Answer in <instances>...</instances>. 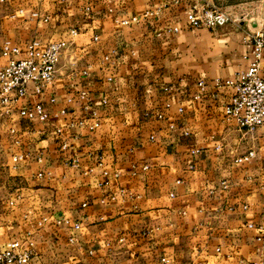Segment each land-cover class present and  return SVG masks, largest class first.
I'll list each match as a JSON object with an SVG mask.
<instances>
[{
    "label": "crops",
    "instance_id": "1",
    "mask_svg": "<svg viewBox=\"0 0 264 264\" xmlns=\"http://www.w3.org/2000/svg\"><path fill=\"white\" fill-rule=\"evenodd\" d=\"M216 1L0 0V69L6 42L68 41L54 84L0 112V161L27 180L2 202L0 249L19 240L28 264H264V125L239 130L233 88L214 87L248 68L264 20L192 27L193 4ZM37 101L47 122L20 114Z\"/></svg>",
    "mask_w": 264,
    "mask_h": 264
},
{
    "label": "built area",
    "instance_id": "2",
    "mask_svg": "<svg viewBox=\"0 0 264 264\" xmlns=\"http://www.w3.org/2000/svg\"><path fill=\"white\" fill-rule=\"evenodd\" d=\"M86 8L90 9L89 6ZM34 15L36 16L38 13H34ZM187 18L190 25L196 28H216L226 25L230 20L226 11L199 2L193 4ZM123 22L127 23L128 21ZM173 29L177 31L179 28L174 27ZM79 33L80 29L77 27L70 29L72 36H77ZM95 39L98 37L95 36ZM249 44L251 61L248 68L241 71L236 79L217 78L214 80L216 88H233L234 92L225 106V117L228 121H234L238 129L246 134L264 125V29L253 32L249 38ZM67 47L68 41L65 39L52 40L45 45L33 40L27 45L23 55L21 47L6 42L2 48V54L7 57V62L0 69V112L7 113L12 109L18 99L29 93L31 87L34 94H41L53 85L57 76L58 64ZM198 85L204 89L206 83L200 81ZM81 95L85 97L86 93L82 91ZM166 106L170 107L171 103H167ZM179 111L183 112V107H179ZM62 112L65 113V110ZM20 114L28 119H38L43 123L49 120L48 111L38 101L28 102L20 109ZM158 117H163V114H158ZM78 123L85 125V119H80ZM94 126L95 124L91 128ZM171 127L173 128L175 125L172 124ZM57 131L61 132L62 127H58ZM62 146L63 148L68 147L66 142H63ZM221 147L222 145L219 144L217 148ZM203 150L204 147H194L191 152L196 155ZM254 155L255 151L251 149L239 156L237 161H247ZM74 162L77 165L78 159H74ZM100 165L103 166V175L105 176L103 184L107 185L111 173L104 167L103 162ZM39 175L42 176L43 172H40ZM118 175V173H114L115 177ZM223 184L226 186L227 182L223 181ZM113 198H116V195H113ZM249 225L255 226L253 223ZM75 226L79 227V224L77 223ZM259 229L264 233V225H260ZM263 238V235L258 236L259 240H263ZM34 254L33 248L24 249L19 240H10L0 249V264H28Z\"/></svg>",
    "mask_w": 264,
    "mask_h": 264
},
{
    "label": "rangeland",
    "instance_id": "3",
    "mask_svg": "<svg viewBox=\"0 0 264 264\" xmlns=\"http://www.w3.org/2000/svg\"><path fill=\"white\" fill-rule=\"evenodd\" d=\"M210 5L226 11L230 17L229 22L232 24H239L243 21L249 22L252 19L256 21L264 20V0H218ZM5 160L6 164H4V158L0 161V211H2V202L14 196L16 190L27 182L25 178H15L11 174L12 163L8 153ZM4 168H6L5 177L2 176Z\"/></svg>",
    "mask_w": 264,
    "mask_h": 264
}]
</instances>
